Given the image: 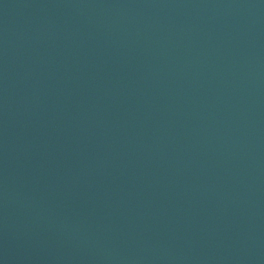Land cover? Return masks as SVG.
Here are the masks:
<instances>
[{
  "label": "water",
  "instance_id": "95a60500",
  "mask_svg": "<svg viewBox=\"0 0 264 264\" xmlns=\"http://www.w3.org/2000/svg\"><path fill=\"white\" fill-rule=\"evenodd\" d=\"M0 264H264V0H0Z\"/></svg>",
  "mask_w": 264,
  "mask_h": 264
}]
</instances>
